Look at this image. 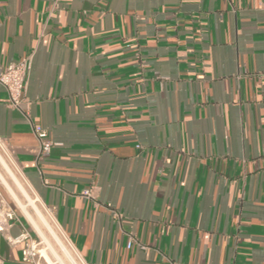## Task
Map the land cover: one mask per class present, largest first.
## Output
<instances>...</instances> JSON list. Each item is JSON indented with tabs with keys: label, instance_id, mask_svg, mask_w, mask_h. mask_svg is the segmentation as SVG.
Instances as JSON below:
<instances>
[{
	"label": "crops",
	"instance_id": "0c3cea01",
	"mask_svg": "<svg viewBox=\"0 0 264 264\" xmlns=\"http://www.w3.org/2000/svg\"><path fill=\"white\" fill-rule=\"evenodd\" d=\"M52 6L0 0V66L32 55L0 143L83 262L264 264V1ZM14 210L0 264H32Z\"/></svg>",
	"mask_w": 264,
	"mask_h": 264
},
{
	"label": "built area",
	"instance_id": "2783aa9c",
	"mask_svg": "<svg viewBox=\"0 0 264 264\" xmlns=\"http://www.w3.org/2000/svg\"><path fill=\"white\" fill-rule=\"evenodd\" d=\"M264 1V0H262ZM58 0H53V8H56ZM31 54L22 56L16 61H12L0 66V84L8 93L9 105L15 108H20L23 93L26 87V78L31 65ZM34 133L39 140V157L47 156L50 152L51 142L44 140L45 131L38 126H34ZM88 194V191H85ZM112 211V215L116 219L121 218V213L112 208L110 203L105 205ZM16 218V213L10 202L0 190V232H6L11 226L12 221ZM135 238L129 236L127 246L131 247ZM23 259L30 261L32 264H48L45 259L41 258L35 242L28 238L22 250ZM85 264V263H84Z\"/></svg>",
	"mask_w": 264,
	"mask_h": 264
},
{
	"label": "bare ground",
	"instance_id": "6f19581e",
	"mask_svg": "<svg viewBox=\"0 0 264 264\" xmlns=\"http://www.w3.org/2000/svg\"><path fill=\"white\" fill-rule=\"evenodd\" d=\"M5 154V153H4ZM9 158V159H8ZM25 180L22 173L19 171L14 161L10 157H5L0 153V184L3 186L6 194L20 209L21 213L28 221L30 226L42 236L49 244L46 236V231L53 236L56 243L59 244L60 249L63 251L65 258L73 261L74 264H78L75 261L73 252L74 249L68 248L63 243L58 235V226L50 216V214L43 212L42 209L36 204L38 198L34 195L31 196L25 188ZM30 206L34 211L30 210ZM40 255L45 259L46 262L51 263V259L44 248L38 249ZM75 252V251H74ZM56 253V251H55ZM62 260V264H67L66 259L56 254Z\"/></svg>",
	"mask_w": 264,
	"mask_h": 264
},
{
	"label": "rangeland",
	"instance_id": "374dc122",
	"mask_svg": "<svg viewBox=\"0 0 264 264\" xmlns=\"http://www.w3.org/2000/svg\"><path fill=\"white\" fill-rule=\"evenodd\" d=\"M0 153L7 157H10V154L8 153V151L6 150V148L0 143ZM5 153V154H4ZM9 159V158H8ZM12 159V158H11ZM25 188L28 191V193L31 196H34L35 193L32 191V189L29 188V186H27V184L25 183ZM0 190L2 191V193L4 194V196L7 198V200L10 202L11 205H13L17 210H20L16 204L9 198V196L6 194L3 186L0 184ZM36 204L39 206L40 209H42L43 212H46L48 214H50V216H52V214L50 213V211L46 208V206L39 200L36 201ZM12 206V207H13ZM13 207V208H14ZM30 210L34 211L31 206H30ZM31 227V226H30ZM58 235L61 238V240L63 241V243L65 245H67L68 248H73L74 247L71 245V243L68 241V239L66 238V236L61 232V230H58ZM46 236L48 238L49 244L47 243V241L40 236L32 227H31V232H30V239H32L35 244L37 249H42L44 248L45 251L48 253L50 259H51V263L49 264H62V260L60 259V257H58L56 254H58L59 256H62L64 259H66V263L67 264H74L73 261L67 259L64 257L63 255V251L60 249L59 244L56 243L55 239L53 238V236H50V234L46 231ZM56 251V253H55ZM75 251V252H74ZM73 252V256L76 262H78V264H84L83 260L80 258V256L78 255V253L76 252V250L74 249ZM43 259V257H41Z\"/></svg>",
	"mask_w": 264,
	"mask_h": 264
}]
</instances>
